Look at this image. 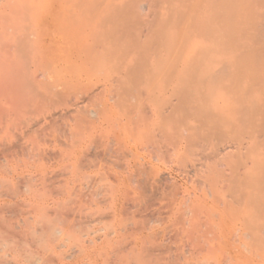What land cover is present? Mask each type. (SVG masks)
<instances>
[{
  "label": "rangeland",
  "instance_id": "rangeland-1",
  "mask_svg": "<svg viewBox=\"0 0 264 264\" xmlns=\"http://www.w3.org/2000/svg\"><path fill=\"white\" fill-rule=\"evenodd\" d=\"M0 264H264V0H0Z\"/></svg>",
  "mask_w": 264,
  "mask_h": 264
},
{
  "label": "bare ground",
  "instance_id": "bare-ground-1",
  "mask_svg": "<svg viewBox=\"0 0 264 264\" xmlns=\"http://www.w3.org/2000/svg\"><path fill=\"white\" fill-rule=\"evenodd\" d=\"M155 111V110H154ZM154 111H152V112H154ZM157 118V116L154 114V113H152V115L150 116V120H155ZM136 140V139H135ZM134 145V144H133ZM180 146V143L178 142V143H176V145H175V147L176 148H178Z\"/></svg>",
  "mask_w": 264,
  "mask_h": 264
}]
</instances>
